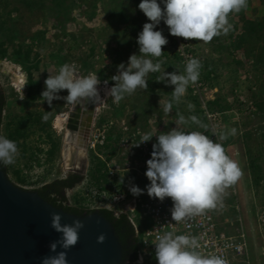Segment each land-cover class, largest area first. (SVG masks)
I'll list each match as a JSON object with an SVG mask.
<instances>
[{
  "label": "rangeland",
  "instance_id": "374dc122",
  "mask_svg": "<svg viewBox=\"0 0 264 264\" xmlns=\"http://www.w3.org/2000/svg\"><path fill=\"white\" fill-rule=\"evenodd\" d=\"M140 2L141 0H0V44L4 43L7 48V55L1 59L19 66L26 78L27 72L31 71L35 87L40 86L42 91L45 90L44 81L49 74H57L64 64L73 67L77 77L96 74L102 83L101 86L105 81L111 86L114 83L111 77L117 73V66L120 63L127 64L130 55L139 54L137 37L143 25L149 22L138 8ZM263 17L264 0H248L246 9L238 14L232 13L228 17L238 29L235 32L231 30L227 35L214 37L210 43L172 36L168 27L161 21L155 30L162 31L168 40V44L163 46L164 53L158 58L162 64L161 72L148 74L147 89L138 88L133 94H126L119 103H114L112 97L106 100L103 117L116 121L126 119L132 126H141L153 120L158 127L162 124V119L172 118L177 121L178 113L186 118L192 116L197 106L192 100L191 84L187 87L181 102L173 103L170 113L166 114L163 105L170 101L174 86L157 82V77L164 71L171 73L177 70L182 73L186 63L181 53L192 52L196 59L205 58V62H201L199 79H204L207 70H213L215 75L212 84L228 92L236 78L231 57V51L236 49L232 44L246 33L248 40L238 48V51L249 56L259 55L262 52L260 36L264 31L250 33L243 25L249 21L257 22ZM20 49L22 51L18 52ZM28 49L31 50V54L26 58ZM36 65L37 67L32 70ZM4 71V69L0 71V82L5 94L6 107L0 133L10 140V133L22 119L27 129L26 138L21 139L17 145L19 155L15 164L7 166L8 176L16 186L34 190L66 175L63 145L66 142V132L50 129L47 122L54 115L52 111L44 123L45 127H48L47 131L52 130L53 136L60 142L61 149L52 158L53 162L47 161L44 151L37 155L34 150L41 145V140H37L39 127L44 125L42 122L41 124L34 122V114L44 112L49 104L42 103L40 98L35 103L30 102L27 99L28 84L24 91H17L13 87L11 77L3 74ZM65 92L67 90L61 91L59 95L63 96ZM189 102L195 106L193 110H189ZM61 103L62 100H56L55 103L58 104L59 112H67L68 108L61 106ZM101 103L103 106L104 101ZM249 123L244 121L243 127H248ZM230 126V129L237 130L232 139L235 140L239 153L235 147L228 146V156L239 164L242 175L236 183L238 196H231L234 198H231L234 200L231 206L224 207L217 213L218 222L224 226L225 220L228 219L235 226H239L242 219L246 231L251 232L252 237H256L255 214L258 207L263 205L264 198L261 190L254 186L251 180L250 159L256 163L260 161L262 140L259 137L240 136L238 125L232 123ZM47 148L49 147L46 145L42 147L43 150ZM249 151L252 153L251 156L248 155ZM32 152L37 155L36 158L32 156ZM23 178L27 183L22 182ZM256 240L253 239L252 262L264 264L262 247L260 244L255 247Z\"/></svg>",
  "mask_w": 264,
  "mask_h": 264
},
{
  "label": "clouds",
  "instance_id": "9594fccd",
  "mask_svg": "<svg viewBox=\"0 0 264 264\" xmlns=\"http://www.w3.org/2000/svg\"><path fill=\"white\" fill-rule=\"evenodd\" d=\"M247 6L248 0H160L159 3L158 0H141L138 8L149 22L143 25L137 37L139 54L130 55L127 64L117 66V73L111 77L114 82L111 86L108 81L103 82L104 96H111L114 103H119L126 94L131 95L138 88L147 89L149 73L161 72L162 64L158 58L164 53L163 46L168 44L162 31L155 30L161 21L172 36L210 43L214 37L227 35L233 28L229 15L238 14ZM201 68L200 61L192 58L186 62L182 73L164 71L157 77V82L174 86L170 101L163 105L166 114L170 113L173 103L181 102L187 87L198 81ZM44 84L40 100L49 106L54 100H63L73 107L85 103L95 105L102 100V83L98 76L77 77L68 64L62 65L57 74H49ZM63 90H67L66 96L59 95ZM194 107L188 103L189 110ZM49 115L46 113L43 120L47 121ZM177 115L176 127L155 135L156 142L152 145L151 158L146 161L145 176L150 181L146 185L147 195L161 202L170 198L173 202L171 219L179 223L217 208L226 189L237 183L242 171L239 164L226 154L221 143L214 142L200 131L185 132L179 127L191 123L208 130L207 124L195 115L188 118ZM236 132L235 128L221 131L218 139L226 140ZM213 135L217 133L213 132ZM153 136L151 132L143 134L134 147L152 140ZM18 155L16 143L0 135V165L15 164ZM129 191L138 197L145 190L130 184ZM61 220L60 214L51 213L50 227L60 236L49 244L50 252L55 255L44 256L41 264H68L67 250L79 241V232L84 224L79 219L72 224H62ZM105 239L106 236L101 234L97 242L103 243ZM154 246L157 264H227L219 255L206 256L198 251L200 244L194 236L176 235L169 231L158 235ZM58 247L62 249L59 252Z\"/></svg>",
  "mask_w": 264,
  "mask_h": 264
},
{
  "label": "built area",
  "instance_id": "2783aa9c",
  "mask_svg": "<svg viewBox=\"0 0 264 264\" xmlns=\"http://www.w3.org/2000/svg\"><path fill=\"white\" fill-rule=\"evenodd\" d=\"M230 24L233 25V31L235 24ZM181 57L185 63L195 58L192 52L181 53ZM231 57L236 78L228 92L204 79H198L190 86L191 95L198 102L200 117L208 125V130L197 125L179 127L185 132L200 131L214 142L221 143L227 155L226 140H219L218 134L229 129L230 120L238 125L240 136L259 137L262 140L259 189L264 198V62L254 57L248 58L238 50H232ZM197 59L200 63L205 62L204 57ZM218 97L224 99L229 110L220 111L210 107V103L215 102ZM244 121L250 122L248 127H243ZM161 122L158 127L153 120L148 121L145 126H132L126 119L101 122L92 132L88 150L105 164L102 176L95 181L89 169L83 182L67 192L68 205L87 211L107 210L117 218L126 216L139 240L138 259L134 264H157L154 246L156 237L169 231L176 235L198 238V251L203 255H219L227 264H253V243L243 220L240 219L236 234L227 233V227L220 226L218 222L219 209L225 206L228 198L238 196L236 184L226 189L217 208L179 223L171 219L173 202L170 198L161 202L147 195L146 185L150 181L145 176L146 161L151 158L155 135L176 127V121L172 118L162 119ZM149 132L154 135L152 140L134 147L142 135ZM213 132L217 135H213ZM130 184L144 189V193L138 197L133 196L129 191ZM237 209L239 210V205ZM255 223L254 235L262 247L261 255L264 257V203L257 209Z\"/></svg>",
  "mask_w": 264,
  "mask_h": 264
},
{
  "label": "water",
  "instance_id": "95a60500",
  "mask_svg": "<svg viewBox=\"0 0 264 264\" xmlns=\"http://www.w3.org/2000/svg\"><path fill=\"white\" fill-rule=\"evenodd\" d=\"M9 62L0 59V70ZM96 105V104H95ZM78 109L81 105L76 106ZM1 111V110H0ZM71 117L75 114L71 113ZM1 117V116H0ZM90 128H80L77 135L70 129L64 146L67 170L81 176L88 174ZM62 216V224L79 219L84 228L78 243L67 250L68 264H124L122 244L113 224L95 211L78 216L59 209L44 200L39 193L16 186L0 165V264H41L44 256L55 255L49 244L60 234L51 227V213ZM101 234L106 236L98 243ZM59 247L57 252L61 251Z\"/></svg>",
  "mask_w": 264,
  "mask_h": 264
},
{
  "label": "trees",
  "instance_id": "16d2710c",
  "mask_svg": "<svg viewBox=\"0 0 264 264\" xmlns=\"http://www.w3.org/2000/svg\"><path fill=\"white\" fill-rule=\"evenodd\" d=\"M159 3V1H158ZM229 19V18H228ZM230 23H232V20ZM234 23V22H233ZM235 28L233 30V32H235L238 29L237 25H234ZM243 28H248L250 33H257L258 31H264V17L257 21V22H246L243 25ZM244 33V32H243ZM246 33L242 34V36H240V38L237 41L233 42V47L236 50H239L238 48L242 47L244 45V43L248 40V36L245 35ZM261 37V45H262V52L259 55H254V56H249L246 55L248 58L249 57H254L257 58L258 60L264 62V34H262ZM22 49L18 50V52H21ZM31 54V50H27L26 51V55L25 57L27 58L30 57ZM7 55V48L6 45L4 43L0 44V58H5V56ZM207 64V63H206ZM37 67V65H36ZM35 67V68H36ZM214 72L213 70H207L206 75L204 77V79L212 84V78H213ZM34 78L33 76L29 73V87H30V95L31 97H33L34 92H32V87L34 86ZM214 85V84H213ZM39 88V86H38ZM195 106L196 110L194 112L193 115L197 116L202 122L203 119H201L200 117V109H199V105L198 102L195 98H192ZM6 107V103L5 101H1L0 103V128L2 126V112L4 111ZM210 107H212L213 109H218L220 111H227L229 110V106L228 104H226V102L224 101L223 98L218 97V99L215 102H211L210 103ZM28 119V118H27ZM24 119L20 120L17 125L16 128L14 129V131L12 133H10L9 138L10 140L14 141L16 143V145H19V141L21 139L26 138V125H24ZM41 120V117H39L38 119H36V122L39 123ZM41 124V122H40ZM195 125V124H193ZM1 135V134H0ZM114 139V138H113ZM116 140V139H115ZM48 142L52 145L51 146V150L48 153L49 156V162H53L52 158L55 156V154L61 149V144L60 142H58L51 134H48ZM24 152V151H23ZM27 152V151H26ZM29 152V151H28ZM47 154V153H46ZM249 156L252 155L251 151H249L248 153ZM32 156L35 158L36 155H34V153L32 152ZM103 168H105V164L103 162L98 161V159L92 155V159H91V176L94 178V180L98 181L99 178L102 176V171ZM2 169L7 173L8 175V169L7 166H3L2 165ZM250 171H251V179L252 182L254 184V186L256 187H260V181H261V175H262V167H261V163L260 161L258 163L254 162L253 159H250ZM84 176H75L72 178H68V179H62V180H55L52 183L46 184L40 188L34 189V190H30V191H34L39 193V195L46 200L47 202H49L51 205H53L56 208L59 209H63L64 211L70 213V214H74V215H78V216H83L84 214H90L93 213L95 211L92 210H83L81 208H77V207H72L68 205V200H67V192L69 190L74 189L77 185L81 184L84 180ZM23 183H27L25 181V179H21ZM23 189V188H22ZM101 215H103L108 221H110L115 230H116V235L118 236L121 244L124 246V264H126V256L128 254V252L126 251V247H125V242L129 239L131 240L133 243H135V247L133 248V250L131 251L130 254V262L128 264H134V262L138 259V252H139V240L136 236L135 233V229L132 226V224L130 223V221L128 220V218L126 216H121L119 218L115 217L111 212L107 211V210H99L98 211Z\"/></svg>",
  "mask_w": 264,
  "mask_h": 264
},
{
  "label": "flooded vegetation",
  "instance_id": "af4514ba",
  "mask_svg": "<svg viewBox=\"0 0 264 264\" xmlns=\"http://www.w3.org/2000/svg\"><path fill=\"white\" fill-rule=\"evenodd\" d=\"M1 59V58H0ZM3 60V59H1ZM10 64L11 66H13L14 64L12 63H8ZM36 67V66H35ZM35 67L32 69L34 70ZM2 70V69H1ZM0 70V71H1ZM4 73L5 75H9L11 77V80H12V83H13V87L15 88L14 84L15 82L18 80V77L16 75L15 72H13L12 68L10 66H7L5 69H4ZM7 70V71H6ZM9 72V73H8ZM31 71L27 72V99L30 101V102H33L35 103L36 101L39 100V98H41V93H42V90H41V87L38 86L35 87V85L32 87V92H34V95L33 97H31L30 95V87H29V73ZM11 74V75H10ZM26 87V86H25ZM67 95V92L64 93L63 96H66ZM5 101L6 103V99H5V94H4V90L1 86V82H0V103L1 101ZM107 101H104V104L102 106V103L101 102H98L96 105H93L91 103H85V104H81V107L78 109V107H73L72 105L70 104H67V103H64V101L62 100V103H61V106L64 105L66 106V108H68V111L65 112V113H60L59 109H58V104H55L56 103V100L53 101V104L49 107H47L44 112L36 115L34 114L35 116V123L36 122V119H38L39 117H41V120L40 122H42L44 126H41L39 127V135L37 137V140H41L40 141V146L38 148H36V150H34V152H36V154L38 155L39 153H41L42 151L46 152L47 154V161H49V156H48V153L50 152L51 150V144L48 142V134H51L53 136V132L52 130L54 129H58L57 126H56V122L58 120V118L60 116H63V115H66L67 116V121L64 122V125H63V128L62 129H58V130H61V131H65L66 132V140L67 138L69 137V134H70V129L73 128L75 130V135H77L78 131L80 128H87V125L88 127L90 128V132H89V139L91 138V135H92V132L95 130V128L103 121L105 120H111V119H106L105 117H103V112L107 105L106 103ZM5 110V109H4ZM54 112V115L53 117H51V120L49 119V121L47 122V124L49 125L50 129H52L50 132L47 131L48 127L46 128L45 125L46 123H44V120H43V116L46 114V113H51V112ZM3 113L4 111L2 112V121H3ZM73 113L75 114V117H71L70 114ZM50 116V115H49ZM58 116V117H57ZM57 118V119H56ZM1 119V117H0ZM56 120V122H55ZM116 121V120H115ZM39 122V123H40ZM147 123V122H146ZM145 123V124H146ZM144 125H141V126H145ZM41 132V133H40ZM37 133V131H36ZM1 134V133H0ZM36 135V134H34ZM54 137V136H53ZM55 138V137H54ZM90 141V140H89ZM66 143V142H65ZM48 146L49 148H47L46 150H43L42 147L43 146ZM65 146V144H63ZM89 145V143H88ZM65 151V149H64ZM33 152V153H34ZM36 155V156H37ZM88 155H89V162H90V165H91V159H92V153L88 150ZM36 158V157H35ZM64 160H65V155H64ZM90 167V166H89ZM75 176H81V175H78L74 172H70L67 170L66 172V175L64 176V178H61L59 180H62V179H68V178H72V177H75ZM98 212V211H97ZM123 247V252H124V246L122 245ZM125 247H126V251L128 252L127 256H126V264H128L130 262V254H131V251L133 250V248L135 247V243H133L131 240H127L125 242Z\"/></svg>",
  "mask_w": 264,
  "mask_h": 264
},
{
  "label": "bare ground",
  "instance_id": "6f19581e",
  "mask_svg": "<svg viewBox=\"0 0 264 264\" xmlns=\"http://www.w3.org/2000/svg\"><path fill=\"white\" fill-rule=\"evenodd\" d=\"M7 66H10L12 68L13 72H15L17 77H18V80L14 84L16 90L19 91V92L24 91L25 86L27 84L26 75L22 72V70H21V68L19 66H16V65L11 66L10 64H8ZM105 90L106 89L103 86H100V93H101V96H102V100L100 102L106 101L109 98H111V96H104ZM66 121H67V116L66 115L60 116L58 118L57 122H56L57 128L58 129H62L63 125H64V122H66ZM89 132L90 131H86V134L89 135Z\"/></svg>",
  "mask_w": 264,
  "mask_h": 264
},
{
  "label": "crops",
  "instance_id": "0c3cea01",
  "mask_svg": "<svg viewBox=\"0 0 264 264\" xmlns=\"http://www.w3.org/2000/svg\"><path fill=\"white\" fill-rule=\"evenodd\" d=\"M230 124L229 125H231L232 123H233V121H231L230 120V122H229ZM231 127V126H230ZM230 127H229V129H230ZM228 129V130H229ZM227 131V130H226ZM234 141L235 140H233L232 139V136H229L228 137V139H226V145L227 146H232V147H235L234 149L236 150V151H238V149H237V147H236V145H235V143H234ZM252 180V179H251ZM231 198L232 199H234L233 197H230V198H228L227 200H226V202H225V206H222L220 209H219V211L218 212H221L223 209H224V207H227L228 208V206L231 204V202H233L234 200H231ZM231 206V205H230ZM233 207V206H232ZM220 215V214H219ZM220 226H222V227H227V233H229V234H236L237 233V231H238V225L237 226H235L234 224H233V222H230V220H225V222H224V226L223 225H221L220 224ZM249 234H250V237H251V242L253 243V239L255 238L256 239V237H252L251 236V232H249ZM258 240V239H257ZM256 242V241H255ZM258 245H259V243H258ZM257 246V242H256V245H255V247Z\"/></svg>",
  "mask_w": 264,
  "mask_h": 264
}]
</instances>
